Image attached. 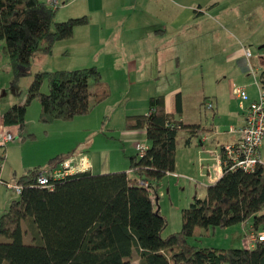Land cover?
<instances>
[{"label": "trees", "instance_id": "trees-1", "mask_svg": "<svg viewBox=\"0 0 264 264\" xmlns=\"http://www.w3.org/2000/svg\"><path fill=\"white\" fill-rule=\"evenodd\" d=\"M57 8L39 0H0L1 53L11 85L29 74L34 55H51L55 43L87 25L85 16L54 22ZM258 81L264 91V68ZM88 82L94 86L92 93ZM43 84L45 94L40 92ZM107 98L95 67L38 72L23 104L3 111L2 125L17 126L21 132L32 101L39 106L37 121L48 125L87 116ZM180 106L176 96V114ZM123 128L144 130L149 144L141 156L126 157V172L92 175L86 170L55 181L51 190L37 186L38 175L63 160L56 157L43 171L33 168L11 175L21 191L0 213V264H131L132 251L137 264H264V239L252 248L204 247L187 241L195 227L224 228L246 220L253 232L264 231V163L252 172L230 171L229 162L221 166L219 179L205 187L204 197L192 198L180 210L179 228L164 234L167 219L156 209L157 183L174 170L176 134L194 133L197 127L166 114L163 97L156 96L148 100L146 114L125 116ZM21 222L31 229L30 242L22 241Z\"/></svg>", "mask_w": 264, "mask_h": 264}, {"label": "crops", "instance_id": "crops-1", "mask_svg": "<svg viewBox=\"0 0 264 264\" xmlns=\"http://www.w3.org/2000/svg\"><path fill=\"white\" fill-rule=\"evenodd\" d=\"M39 1L45 3L47 0ZM59 1L61 5L57 8L55 16L61 12L60 20L85 16L88 23L83 27L75 28L70 39L55 43L51 52L57 44L62 48L66 57L71 54L76 56H88L89 54L94 59L92 62L90 60V66L87 67H95L98 70L104 87L107 89L110 87V83L106 79L109 77L111 83L116 80V84H120L121 81L118 80L122 79L129 86L147 89L145 90L147 91L145 96L146 113L148 100L152 97L162 96L166 114L180 121L184 126L197 127L194 133L181 131L183 137H180V141L178 140L179 132L176 134L174 170L169 174L170 177L167 174L157 183L156 209L161 212L164 211L163 207L166 209L172 204L170 203L167 207L163 199L164 194L161 193V188L164 182L167 193L168 185H171L172 181L175 186H183L181 189L186 188L188 197L185 199V206H180L181 209L186 208L194 197L202 199L205 187L215 183L221 175V166L217 163L221 148L225 145L235 144L238 139L236 132L228 133L227 129L229 127L237 129L243 123V111L236 105V98L230 94V89L234 86L233 84L244 87L248 97L244 107L247 103L257 99L258 90L254 84L252 68V65L255 66L256 63L250 62L251 56L248 59L243 56L242 48L248 50L244 46L247 43L249 45L263 44L264 46L263 25L261 27L263 33L256 36L252 31L253 26H251V23L254 24V22L252 19H248L244 45L237 42L239 48H235V40L238 41V38L234 33L231 35V31L236 32L233 25L237 23L241 28L246 23V19L243 15L236 22L234 20L237 18L236 15L230 16L224 13L238 0ZM258 1L264 4V0H249L250 3ZM225 31H228V34ZM226 42H230L234 49L226 46ZM1 44L0 41V46ZM261 55L263 58L261 57L259 61L263 65L264 47L261 49ZM204 67L210 81L215 87H219V90L208 94H203L202 91L194 93L192 105L197 102V106L211 111L210 124L205 116L201 117L200 108L194 106L193 109L191 107L187 110L184 107V98L177 90L185 86H203L206 81L203 77ZM247 67L248 72L249 68H252L253 84L250 83L251 80L246 74ZM131 74H134V77L130 81ZM168 78L174 79L170 94H167L168 91L159 92L160 90L157 89L163 88V82ZM148 88L153 90L149 91ZM223 88L226 90V98L230 104L229 107L221 108ZM262 92L264 93V91ZM176 96L179 97L181 105L179 114H176L174 110ZM23 102L24 98L21 104ZM30 104L26 108L25 116ZM207 104L210 105V109H206ZM6 108L0 110V128L10 133H20L17 126L2 125L1 115ZM191 110L190 119L186 120V114ZM37 111L39 112V107ZM219 112L222 119L227 122L223 133L219 132L217 125L213 124L212 120L215 114L218 117ZM143 113L142 111V115L146 114ZM118 133V137L122 141V149L113 154V163H109V157L106 158L109 154L108 151H104V164H102V157L100 159L98 157L95 164L93 160L85 156L92 175L126 172L128 168L126 157L136 155L135 146L140 145L146 149L149 145L144 130L122 128ZM262 148L264 147H260L258 156L259 160L264 163L260 152ZM93 169L95 172L92 171ZM23 172L18 174L13 170L12 173L14 176H19ZM174 175L177 176L173 177ZM160 199L162 200L160 201ZM1 203L5 206L8 203V198ZM163 215L166 217L165 213ZM240 224L241 237L239 240L241 242L252 230L249 229V220ZM194 231L193 229L192 234L195 233ZM239 247L246 248L242 243ZM252 247L253 245L247 248ZM134 261L136 260L132 259L131 264H134Z\"/></svg>", "mask_w": 264, "mask_h": 264}, {"label": "rangeland", "instance_id": "rangeland-1", "mask_svg": "<svg viewBox=\"0 0 264 264\" xmlns=\"http://www.w3.org/2000/svg\"><path fill=\"white\" fill-rule=\"evenodd\" d=\"M224 14L230 16L236 15L237 18H234L236 22L239 21L243 15L246 19V23L243 24L241 28L237 23L233 25L236 32L231 31V35L234 33L238 38V41L235 40V48H239V45L236 44L237 42L244 45L243 41L245 39V33L248 29V19H252L254 22V24L251 23V26H253L252 31H254L256 36L263 33L264 4L261 1L250 3L249 0H238V2H234L232 6L227 8ZM61 15V12H59L54 17V22L65 21V18L64 20H60ZM262 25L263 28H261ZM225 33L228 34V31H225ZM227 45L228 47L233 48L230 42H226V46ZM1 46L0 110L12 104H21L33 74L38 72L51 73L58 70H76L87 68L90 64V60L92 62L94 59V57L89 54L88 56H76L75 54H71L66 57L64 56L62 48L56 44L51 52V55H34L29 62V74L18 78L14 85H10L11 73L7 60L1 53ZM244 46L251 54L250 62L252 64L256 63L255 66L251 65L254 70V78L258 80L257 78L259 77V73L264 68V64L261 65V62L259 61L262 57L261 49L259 48L262 47L263 44L249 45L247 43ZM263 61L264 59L262 62ZM246 69V74L251 80L250 83L253 84L252 76L248 72V67ZM203 75L206 80L203 86H185L177 90L184 98V107L187 110L191 107L193 109L194 106L195 108H200L201 117L204 118L205 116L208 120V124H210L211 111L205 110L202 106H197L196 100L194 101L196 104L192 105L194 93L202 91L203 94H208L209 92L219 90V87H215L210 81V77L207 75V72H205V67L203 69ZM133 77L134 74H131L129 80L131 81ZM106 79L110 83V87L107 89L109 91V97L102 103L93 106V110L89 115L84 116L83 118H75L70 122H53L48 125L40 124L37 121L38 103L36 101H32L30 108L27 109L26 116H24L23 130L21 132L19 131L20 133L17 134V138L15 140L5 144L3 147H0V179L5 182H11L10 179L13 174V170L18 172V174L27 169L30 170L33 168H39L43 171V169L48 167L47 163L51 159H56V157L67 159L69 156L83 155L90 158V160H93L95 164L97 158L99 157L100 159L102 157V164H104V151H108L109 154L106 158L109 157V163H113V154L120 152L122 149V141H120L118 137V132L123 128L124 117L125 115L130 114H142V111L146 113L147 102L145 101V96L147 91L145 90L147 89L134 88L129 86L126 82L124 83L122 79L118 80L121 81L120 84H116V80L111 83L109 77H106ZM173 85L174 79L171 80L168 78L167 81L163 82V88L161 87V89L157 90H160L159 92L162 93L168 91L167 94H170ZM233 85L236 86V84ZM93 87V84L88 82L89 93L92 92ZM148 90L151 91L153 89L148 88ZM222 90L221 108L229 107L230 103L226 98V90L224 88ZM40 92L43 94L46 93L45 84H43L40 88ZM89 101L90 104L93 103L91 97L89 98ZM235 101L238 106L239 101ZM191 113L192 110L186 114V120L190 119ZM222 118L223 117L220 115V112L218 117H216L215 114L212 118L213 124L217 125L220 133H223L227 127V122ZM230 128L231 127L227 129V132ZM182 133L183 132L179 131L178 140L183 135ZM261 147H264V143ZM260 152L262 153V157L264 159V148H262ZM92 171L95 172V169ZM167 176L170 177L169 174ZM173 183L174 181H172L171 185H168V193L166 191L165 182L161 188V193L164 194L163 199L167 207L170 203H172L169 208L165 209V207H163L162 210L164 211H161L163 214H166L168 219L163 233L168 231L172 232V230H177L179 228L180 211L178 210L181 209L180 206L185 204V199L188 197L186 188L181 189L183 186H175ZM17 197L18 195H16L13 191L5 189V187L0 184V213L7 208L10 201L17 199ZM6 198H8V203L4 206L1 202L5 201ZM161 200L162 199H160V201ZM20 226L23 232L22 241L24 243L30 242L31 229L28 228L25 222H21ZM194 230L195 233L187 239L188 243L191 245L215 248H235L241 246L242 243V240L241 242L239 240L241 237V224L239 223L224 228L195 227ZM0 241H4V238L1 236ZM132 259L137 261V255L134 251L131 253L130 260ZM136 261L133 263L136 264Z\"/></svg>", "mask_w": 264, "mask_h": 264}, {"label": "built area", "instance_id": "built-area-1", "mask_svg": "<svg viewBox=\"0 0 264 264\" xmlns=\"http://www.w3.org/2000/svg\"><path fill=\"white\" fill-rule=\"evenodd\" d=\"M47 4L55 9L59 6V0H47ZM243 56L248 59L251 54L248 50L242 48ZM249 73L253 76V71L249 68ZM254 84L258 90L257 99L246 104L248 100L245 89L243 86H233L230 89L236 100L239 101L238 108L243 111V123L237 129L230 128L228 133L236 132L238 139L233 145H225L221 148V156L218 157L217 163L220 166H225L229 162L230 171L241 170L243 172H252L254 168L261 164L259 160L258 151L261 145L264 143V93L259 88V81L255 80ZM206 109H210V105L207 104ZM17 138L16 133H10L0 128V147L12 142ZM138 156H141L144 152V147L140 145L135 146ZM89 170L88 162L83 155L69 156L67 159H63L59 164L54 166L52 170L47 172H41L35 180L37 186L51 190L55 181H60L66 177H70L76 173H81ZM170 174V173H168ZM167 175V174H166ZM174 175L173 177H176ZM0 184L7 190L13 191L16 195L20 194L21 186L12 182L1 181ZM264 239V231L253 232L250 231L242 240V244L245 247L254 245L256 241Z\"/></svg>", "mask_w": 264, "mask_h": 264}, {"label": "water", "instance_id": "water-1", "mask_svg": "<svg viewBox=\"0 0 264 264\" xmlns=\"http://www.w3.org/2000/svg\"><path fill=\"white\" fill-rule=\"evenodd\" d=\"M264 46L260 47L259 49H262Z\"/></svg>", "mask_w": 264, "mask_h": 264}]
</instances>
